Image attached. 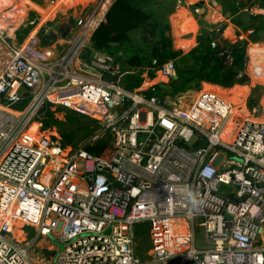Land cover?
<instances>
[{
	"label": "built area",
	"instance_id": "obj_1",
	"mask_svg": "<svg viewBox=\"0 0 264 264\" xmlns=\"http://www.w3.org/2000/svg\"><path fill=\"white\" fill-rule=\"evenodd\" d=\"M100 9L40 52L0 26V264H264V115L221 88L173 100L172 60L125 71L91 47ZM227 32H213L218 57L231 66V46L246 43L244 72L262 77L256 44ZM48 105L96 121L89 143L109 134L106 156L35 129ZM137 224L147 225L146 263ZM199 229L208 249L196 246Z\"/></svg>",
	"mask_w": 264,
	"mask_h": 264
},
{
	"label": "rangeland",
	"instance_id": "obj_2",
	"mask_svg": "<svg viewBox=\"0 0 264 264\" xmlns=\"http://www.w3.org/2000/svg\"><path fill=\"white\" fill-rule=\"evenodd\" d=\"M113 1L0 0V24L5 26L4 28L14 38L18 31L19 37L23 38L22 43L28 41L31 48L36 46L40 52L39 48L47 47L60 39L61 30L68 28L67 24L75 29L74 23L77 18H86L100 7L101 17H105ZM106 4L108 9L102 13ZM139 5L144 11L152 14L154 24L149 30L147 26H144L134 31L131 34L130 44L116 45L110 49L112 53L122 58L121 62L125 71L133 70L135 66H131L128 61L137 56L157 58L162 62L172 60L176 65L177 75L179 71L189 72L198 69L195 62L190 59V52L197 47L199 37L213 35L218 27L226 30L229 28L227 32L229 38L239 35L250 37L251 34H255V38L250 40L256 44L251 53L254 61H257L259 57L264 61V0H140ZM153 26L157 27L154 32ZM37 31H39L37 37L40 42L34 38ZM17 42L19 43V40ZM222 63L224 67L228 66L224 60ZM240 74L237 76L238 84L232 89H238L242 97H247L248 110L258 106L259 116L264 115V75L259 78L253 75L251 66L247 73L243 72L242 76ZM137 77L139 78V73L132 78L138 79ZM179 81L177 77L171 82L167 93L172 95L173 100L182 99L184 104L191 103L202 89L232 90L201 82L195 84L192 89L174 93V89H179ZM245 92L247 95L243 94ZM25 102L26 100L17 104L14 109L23 111L28 106L29 100L28 103L24 104ZM69 112L73 111L51 108V118H46L44 121L42 117L39 120L40 115H38L36 121L40 125H35L34 128L39 127L40 133L47 136L57 134L63 138V134L72 135L71 146L83 147L89 143L93 135L92 133L88 136L89 132L94 129L97 131L99 126L92 125V120L79 113L75 121L70 123L66 116ZM146 227V224L136 226L139 233L136 254L144 263L149 261L150 249L148 231L145 233ZM196 235V246L199 249H208L204 230H197Z\"/></svg>",
	"mask_w": 264,
	"mask_h": 264
},
{
	"label": "trees",
	"instance_id": "obj_3",
	"mask_svg": "<svg viewBox=\"0 0 264 264\" xmlns=\"http://www.w3.org/2000/svg\"><path fill=\"white\" fill-rule=\"evenodd\" d=\"M140 0H114L111 7L105 14L104 20L100 23L98 28L92 35L91 47L95 51L108 52L116 55L110 51L111 47L114 46H125L131 43V34L147 26V29L154 24L151 13L144 11L139 6ZM146 29V30H147ZM153 32L156 31L157 27H152ZM16 38L19 43H22L23 38L19 37V32L16 33ZM255 34H251L249 40L255 38ZM251 38V39H250ZM212 34L205 37L198 38V45L190 52L191 61L195 62L198 69L193 71H186L178 73V88L174 89V93L181 91H187L192 89L195 84L205 82L212 85L222 86L226 89H232L238 84L237 76L243 73L247 66V44L243 42H237L231 46L233 64L231 66H223L222 59L218 57L217 51L211 47ZM46 44V42H43ZM154 58L149 59L146 56L133 57L128 62L131 66H142L150 63ZM157 59V58H156ZM159 60V59H158ZM138 78V77H137ZM141 84V79L129 78L127 80V87L134 89ZM260 97V95L258 96ZM28 103V100L24 104ZM259 103V102H258ZM51 106H46L40 109L38 119L42 117L44 121L46 118H51L50 113ZM17 110V109H16ZM67 120L70 123L75 121V117L79 116L77 113L69 112ZM91 121L92 119L89 118ZM47 125V122L45 123ZM91 124H98L92 120ZM96 129L89 132L88 136L94 133ZM62 143L64 146H71L72 135L63 134ZM111 143V136L105 134L103 138L94 142L87 143L83 147L90 154L104 158L109 151L108 146ZM147 226V225H146ZM147 229V227H146ZM148 230L145 231V233ZM136 234L139 236L137 228Z\"/></svg>",
	"mask_w": 264,
	"mask_h": 264
},
{
	"label": "bare ground",
	"instance_id": "obj_4",
	"mask_svg": "<svg viewBox=\"0 0 264 264\" xmlns=\"http://www.w3.org/2000/svg\"><path fill=\"white\" fill-rule=\"evenodd\" d=\"M107 10L108 9V5L106 4V5H104V7H103V9H102V13H104V10ZM106 12V11H105ZM0 26H2L1 24H0ZM17 26V25H16ZM3 27V26H2ZM5 27V26H4ZM228 93H230V94H232L233 95V97H232V99L237 103V104H241V103H243V101H242V98H244V97H242L241 96V94L238 92V89H232V90H229V91H225V94H228ZM239 97L241 98L240 100L241 101H239L238 99H239ZM260 120H264V119H261L260 118Z\"/></svg>",
	"mask_w": 264,
	"mask_h": 264
},
{
	"label": "water",
	"instance_id": "obj_5",
	"mask_svg": "<svg viewBox=\"0 0 264 264\" xmlns=\"http://www.w3.org/2000/svg\"><path fill=\"white\" fill-rule=\"evenodd\" d=\"M67 26H68V28L65 27V28H63L61 30L62 31L61 32L62 33V38H64V39H67V37L70 35V33L72 31V25L67 24ZM196 87H199V85H196ZM162 88L166 89L167 86L166 85H162Z\"/></svg>",
	"mask_w": 264,
	"mask_h": 264
},
{
	"label": "crops",
	"instance_id": "obj_6",
	"mask_svg": "<svg viewBox=\"0 0 264 264\" xmlns=\"http://www.w3.org/2000/svg\"><path fill=\"white\" fill-rule=\"evenodd\" d=\"M177 17H178V15H176ZM177 17H175V19L177 18ZM229 29V28H228ZM244 95H247V93L245 92V93H243Z\"/></svg>",
	"mask_w": 264,
	"mask_h": 264
}]
</instances>
